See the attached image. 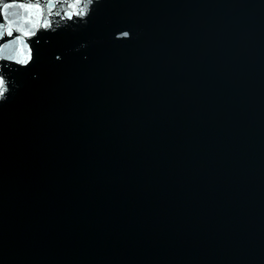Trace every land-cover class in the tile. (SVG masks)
Instances as JSON below:
<instances>
[{"label": "water", "instance_id": "95a60500", "mask_svg": "<svg viewBox=\"0 0 264 264\" xmlns=\"http://www.w3.org/2000/svg\"><path fill=\"white\" fill-rule=\"evenodd\" d=\"M0 97V264H264V0H0Z\"/></svg>", "mask_w": 264, "mask_h": 264}, {"label": "snow or ice", "instance_id": "6c2138e0", "mask_svg": "<svg viewBox=\"0 0 264 264\" xmlns=\"http://www.w3.org/2000/svg\"><path fill=\"white\" fill-rule=\"evenodd\" d=\"M8 34L11 35V31H9ZM25 34H27V33H25Z\"/></svg>", "mask_w": 264, "mask_h": 264}, {"label": "clouds", "instance_id": "9594fccd", "mask_svg": "<svg viewBox=\"0 0 264 264\" xmlns=\"http://www.w3.org/2000/svg\"><path fill=\"white\" fill-rule=\"evenodd\" d=\"M0 99H2V97H0Z\"/></svg>", "mask_w": 264, "mask_h": 264}]
</instances>
